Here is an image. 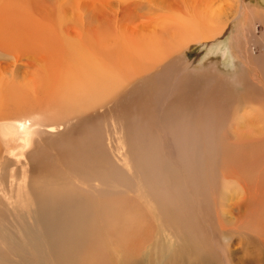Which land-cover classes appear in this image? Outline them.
Returning a JSON list of instances; mask_svg holds the SVG:
<instances>
[{
	"label": "rangeland",
	"instance_id": "374dc122",
	"mask_svg": "<svg viewBox=\"0 0 264 264\" xmlns=\"http://www.w3.org/2000/svg\"><path fill=\"white\" fill-rule=\"evenodd\" d=\"M72 46L121 87L55 115ZM247 84L264 98V0H0V264H246L216 214ZM21 118L54 124L24 148Z\"/></svg>",
	"mask_w": 264,
	"mask_h": 264
},
{
	"label": "bare ground",
	"instance_id": "6f19581e",
	"mask_svg": "<svg viewBox=\"0 0 264 264\" xmlns=\"http://www.w3.org/2000/svg\"><path fill=\"white\" fill-rule=\"evenodd\" d=\"M72 47L71 53H65L69 58L65 75L63 78H58L57 87H59V89H57L58 91L55 93V100L59 105L55 106V104H52L54 103L53 100L49 101V104H52V110L55 115L60 114L59 107L62 109L70 108L74 114L89 109L91 110L94 106L101 104L110 97L112 91L114 92L121 87V82L115 85L111 82L110 70L105 66V64L110 62V59H106L107 57H104L105 54L93 55L90 52L84 54V52L78 48ZM156 56L158 57V52H156ZM106 60H108V63ZM247 74L251 76L250 73ZM244 91V96L248 95L252 97L256 100L257 105L263 108L259 113L250 107L257 113L254 118L248 112L242 113L237 111L234 114L233 109H231V114H234V116L231 118L233 127L231 128L230 137L233 135L235 138L232 141L230 140L226 156L225 153H223L224 158H226L227 163L230 165V171L228 173L223 172L221 175L218 169H215V171H218L221 181H226L222 184V187L229 192L230 204L223 203L219 200L217 208L220 209V211L216 214V219L223 233L227 234L229 230H241L242 238H240V236L239 238L245 239L244 242L241 240V245H248L251 250L248 259L245 256L247 261L245 260L246 262L244 263L257 264V262H260L264 264V153H262L264 152V98L257 99L258 96H256L255 93H261V91H256L255 88L248 84L245 85ZM65 95H70L69 98L72 100V105L64 101ZM18 96V92H12L8 95V100L13 101ZM240 101L243 103L244 98L240 99L239 97L237 99V102H235L237 106H240ZM222 105H225V103H222ZM53 121L57 123L63 122L56 118H54ZM4 124L9 131L14 132L16 137H12V139L14 138V142L15 139H17L22 147L31 148L32 144L34 145V136L40 134V129L38 128L49 129L52 128L51 124L54 123L48 119L43 125H40L36 123L33 118H21ZM0 133L1 138L3 136L1 128ZM259 142H261V146H258ZM2 143L6 142L4 141ZM247 143L251 144V149L246 147ZM259 148L260 150L258 151L257 149ZM0 150L7 155H12L10 149L4 144L0 143ZM246 152H248V154ZM250 154L252 155L250 156ZM242 157H244L245 162L251 167L250 169L244 166ZM225 205L229 208L226 213L224 210ZM93 211L96 210L94 209ZM229 215L230 219H226ZM94 217L95 216H93V218ZM247 217H249V220ZM34 223L35 225H39L38 217L35 218ZM46 226L50 227L53 225L51 222L48 223L47 221L42 229L46 228ZM42 232L44 231L41 230V233ZM67 243L68 244L64 247L65 249H69V242ZM240 248L242 250L241 246ZM235 250H237L238 253L241 252L239 249ZM246 252L248 253V251ZM66 254L68 253L66 252Z\"/></svg>",
	"mask_w": 264,
	"mask_h": 264
}]
</instances>
